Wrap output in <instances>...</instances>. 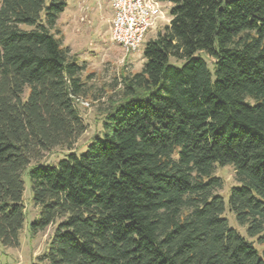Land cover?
<instances>
[{
  "label": "trees",
  "instance_id": "trees-1",
  "mask_svg": "<svg viewBox=\"0 0 264 264\" xmlns=\"http://www.w3.org/2000/svg\"><path fill=\"white\" fill-rule=\"evenodd\" d=\"M162 1L169 23L78 154L87 86L57 28L67 0H0V243H20L24 173L32 233L59 220L33 264H264V0ZM217 165L235 169L227 205L247 236Z\"/></svg>",
  "mask_w": 264,
  "mask_h": 264
},
{
  "label": "rangeland",
  "instance_id": "rangeland-1",
  "mask_svg": "<svg viewBox=\"0 0 264 264\" xmlns=\"http://www.w3.org/2000/svg\"><path fill=\"white\" fill-rule=\"evenodd\" d=\"M68 6L60 15L57 28L60 30L63 45L76 55L79 62L85 65L82 73L86 81L87 92L78 102V109L88 126L74 145L80 154L87 148L95 134L103 132V120L110 101L120 96L122 75L126 72L139 71L145 59L143 49L146 42L154 38L158 31L169 23L172 4L159 0L164 19L149 30L141 47L131 53H126L119 44L111 39V21L113 10L110 0H67ZM213 70L211 58L206 52H200ZM103 136V134H101ZM66 147H56L45 152L41 163L56 164L68 152ZM215 175L222 179L223 187L216 192L226 201L224 216L232 227L237 228L247 236L245 226L239 225L227 205L230 189L238 184L235 169L232 165H217ZM25 191L23 202L25 207V223L20 232V243L17 247H4L0 243V264H33L41 263L38 257L49 249L57 223L49 225L44 230L32 233L31 225L40 216V208L35 205L28 175H23ZM260 251L264 246L256 243Z\"/></svg>",
  "mask_w": 264,
  "mask_h": 264
},
{
  "label": "built area",
  "instance_id": "built-area-1",
  "mask_svg": "<svg viewBox=\"0 0 264 264\" xmlns=\"http://www.w3.org/2000/svg\"><path fill=\"white\" fill-rule=\"evenodd\" d=\"M111 39L126 53L137 51L149 30L164 19L159 0H110Z\"/></svg>",
  "mask_w": 264,
  "mask_h": 264
},
{
  "label": "crops",
  "instance_id": "crops-1",
  "mask_svg": "<svg viewBox=\"0 0 264 264\" xmlns=\"http://www.w3.org/2000/svg\"><path fill=\"white\" fill-rule=\"evenodd\" d=\"M171 19V18H170ZM170 19L168 21H170Z\"/></svg>",
  "mask_w": 264,
  "mask_h": 264
}]
</instances>
